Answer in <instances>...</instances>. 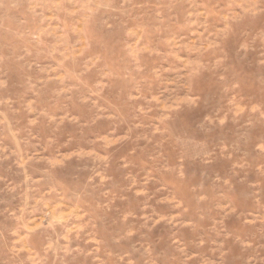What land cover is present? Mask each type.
<instances>
[{
  "label": "rangeland",
  "instance_id": "obj_1",
  "mask_svg": "<svg viewBox=\"0 0 264 264\" xmlns=\"http://www.w3.org/2000/svg\"><path fill=\"white\" fill-rule=\"evenodd\" d=\"M0 264H264V0H0Z\"/></svg>",
  "mask_w": 264,
  "mask_h": 264
}]
</instances>
